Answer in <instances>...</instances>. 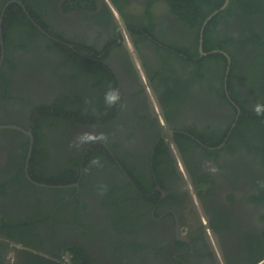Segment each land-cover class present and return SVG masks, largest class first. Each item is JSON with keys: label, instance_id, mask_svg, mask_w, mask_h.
Listing matches in <instances>:
<instances>
[{"label": "flooded vegetation", "instance_id": "obj_1", "mask_svg": "<svg viewBox=\"0 0 264 264\" xmlns=\"http://www.w3.org/2000/svg\"><path fill=\"white\" fill-rule=\"evenodd\" d=\"M174 1L0 0V264H264V0Z\"/></svg>", "mask_w": 264, "mask_h": 264}, {"label": "clouds", "instance_id": "obj_2", "mask_svg": "<svg viewBox=\"0 0 264 264\" xmlns=\"http://www.w3.org/2000/svg\"><path fill=\"white\" fill-rule=\"evenodd\" d=\"M103 102L106 108H113L117 105L121 109L125 108L127 105L122 102L121 90L117 87H114L111 83L107 86L106 91L104 92ZM253 111L257 116H264V104H256L253 106ZM89 112L93 115L98 114L97 108L92 100H85V109L84 114L87 115ZM109 142V134L105 132H96V131H82L77 133L74 138L69 143V148L75 149L77 151L84 148L85 145L95 144V143H104ZM91 167L103 168L104 163L100 156H95L89 161V168H86L85 171H89ZM210 171L215 172L217 169L211 167ZM264 187V183L261 184ZM108 190L107 184L100 185V194L103 195Z\"/></svg>", "mask_w": 264, "mask_h": 264}, {"label": "trees", "instance_id": "obj_3", "mask_svg": "<svg viewBox=\"0 0 264 264\" xmlns=\"http://www.w3.org/2000/svg\"><path fill=\"white\" fill-rule=\"evenodd\" d=\"M174 1V0H173ZM175 2V1H174ZM181 5H182V2L180 3ZM177 6H179V4L178 3H176L175 4V7H177ZM196 8V6L195 5H193V7L190 5V7L188 6V11L191 13V11H193L194 9ZM180 10V9H179ZM181 11V13H182V11L183 12H185V10H180ZM194 13H197L198 14V16H199V13H200V10H199V8L198 9H195L194 10ZM194 15V14H193ZM76 264H82L80 261H78V262H76Z\"/></svg>", "mask_w": 264, "mask_h": 264}, {"label": "bare ground", "instance_id": "obj_4", "mask_svg": "<svg viewBox=\"0 0 264 264\" xmlns=\"http://www.w3.org/2000/svg\"><path fill=\"white\" fill-rule=\"evenodd\" d=\"M148 87V86H147ZM152 97V96H151ZM153 98H154V96H153ZM153 102H154V100H153ZM156 102V101H155ZM154 104H156V103H154ZM158 106V105H157ZM244 107V106H243ZM245 110V109H244ZM159 111V110H158ZM161 114V113H160ZM160 118H162V117H160ZM167 129V128H166ZM167 131V130H166ZM177 151V150H176ZM172 154V153H171ZM174 155V154H173ZM182 167V166H181ZM190 175V174H189ZM190 183V182H189ZM201 203V202H200ZM206 214V213H205ZM136 217V216H135ZM134 217V218H135ZM137 218V217H136ZM199 218V217H198ZM136 220V219H135ZM136 222V221H135ZM127 227V226H126ZM120 231V230H119ZM117 232V231H116ZM121 232V231H120ZM124 232V231H123ZM118 233V232H117ZM132 233V232H131ZM120 234V233H119ZM135 235V234H134ZM134 235H132V236H134ZM143 238V237H142ZM127 239V238H126ZM141 239V238H140ZM140 239H139V242H140ZM124 240V239H123ZM131 240V239H130ZM145 240V239H144ZM137 241V240H136ZM135 241V242H136ZM106 243V242H105ZM124 244V243H123ZM130 245V244H129ZM9 245H7V247H8ZM26 247V246H25ZM127 247V246H126ZM19 248V247H18ZM141 248V247H140ZM144 248V247H143ZM137 249V248H136ZM135 249V250H136ZM28 250V249H27ZM138 250V249H137ZM22 251H23V249H22ZM29 251V250H28ZM71 252V251H70ZM131 252V251H130ZM17 253V252H16ZM72 253V252H71ZM148 253H150V252H148ZM147 253V254H148ZM5 254V253H4ZM136 254H137V252H136ZM146 254V255H147ZM145 255V254H144ZM75 256V255H74ZM140 256H141V254H140ZM5 257V256H4ZM10 257V256H9ZM136 257V256H135ZM62 258H64V257H62ZM141 258H143L142 256H141ZM7 260V259H6ZM60 260V259H59ZM143 260H145V259H143ZM9 261V260H8ZM75 261V260H74ZM264 261V260H263ZM145 262V261H144ZM13 263V262H12ZM76 263V262H75ZM58 264V263H57ZM61 264V263H60Z\"/></svg>", "mask_w": 264, "mask_h": 264}, {"label": "built area", "instance_id": "obj_5", "mask_svg": "<svg viewBox=\"0 0 264 264\" xmlns=\"http://www.w3.org/2000/svg\"><path fill=\"white\" fill-rule=\"evenodd\" d=\"M63 264H74L71 255L66 254L63 258Z\"/></svg>", "mask_w": 264, "mask_h": 264}]
</instances>
